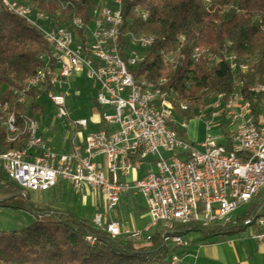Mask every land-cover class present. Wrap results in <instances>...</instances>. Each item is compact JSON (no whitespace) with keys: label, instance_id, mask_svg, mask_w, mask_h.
I'll return each mask as SVG.
<instances>
[{"label":"built area","instance_id":"obj_1","mask_svg":"<svg viewBox=\"0 0 264 264\" xmlns=\"http://www.w3.org/2000/svg\"><path fill=\"white\" fill-rule=\"evenodd\" d=\"M124 2L95 0L88 22H76L72 17L65 26L56 23L51 14L50 18L35 16L28 4L3 0L2 6L37 25L53 49L51 57H42L45 67L14 86L23 88V95H16L15 103L25 104L32 91L50 87L49 98L57 107L58 117L68 118L66 106L71 94L68 90L56 93L55 88L70 87L71 77L84 75L97 85V106L113 114L104 117V129L89 133L81 143L74 141L71 152L58 154L40 135L36 118L23 115L20 126L15 112L4 113L0 120L8 143H15L10 142L15 129H22L26 136L28 127H35L36 138L34 142L25 141L24 149L0 154V175L27 181L30 191L37 194L67 182L78 193L90 190L103 196L106 212L96 213L93 224L107 229L113 238L126 235L147 242L159 231L163 244L164 238H171L174 247L165 245L170 249L190 247L179 226H236L238 212L246 209L247 192L256 191L258 197L264 193L259 191L264 181V106L256 109L248 97L264 94V87L250 86L247 93L236 89L229 96L216 94L214 99L202 102L209 104V111L200 107L193 118L187 119L184 112L189 107L174 92L168 78L165 85L155 86L154 81L136 76L146 59L145 51L155 39L131 34V41L122 47ZM224 58L233 72L242 71L238 60L230 61L227 54ZM215 59L213 55L211 63ZM147 87L158 88V96H147ZM177 116L182 119L180 125ZM225 118L231 124L226 125ZM193 119L206 125L207 135L199 147L181 135L189 127L187 120ZM75 126L86 128L88 121L81 119ZM139 172L144 174L133 177ZM126 194L145 198L151 219L146 228L130 231L114 219L113 212ZM260 213H264V198L244 226L251 227L252 238L262 244L264 222L252 223V216ZM170 264H182L176 251Z\"/></svg>","mask_w":264,"mask_h":264},{"label":"trees","instance_id":"obj_2","mask_svg":"<svg viewBox=\"0 0 264 264\" xmlns=\"http://www.w3.org/2000/svg\"><path fill=\"white\" fill-rule=\"evenodd\" d=\"M17 1H28L56 19L59 12L57 23L65 26L72 17L88 22L95 4V0ZM2 3L0 0V119L3 106L9 103L21 126V116L36 118L42 110L38 97L51 88L35 89L22 105L12 100L11 89L45 67L42 57H51L53 49L37 28L4 9ZM229 8L230 14L226 12ZM131 34L155 39L145 51L146 59L136 76L155 83L168 78L189 107L184 112L187 119L193 118L207 97L217 93L229 96L236 89L247 93L250 86L264 84V0H125L122 47L131 41ZM232 53L238 63L248 66L246 72L230 69L224 55ZM213 55L216 59L211 63L209 56ZM49 65L54 63L50 61ZM248 97L256 109L263 108L264 94ZM25 141L22 135L15 143H8L0 120V154L24 149ZM0 194L6 198L0 200V208L29 211L36 217L23 229L0 231V264H170L176 251L163 244L159 231L147 242L126 235L113 238L106 229H98L93 219L75 211H58L54 204L36 205L30 193L4 175H0ZM263 198L264 193L257 203L238 212L236 226L203 228L192 224L178 229L185 235L200 233L204 241L235 235L248 227L244 222ZM89 237L96 240L91 242Z\"/></svg>","mask_w":264,"mask_h":264},{"label":"rangeland","instance_id":"obj_3","mask_svg":"<svg viewBox=\"0 0 264 264\" xmlns=\"http://www.w3.org/2000/svg\"><path fill=\"white\" fill-rule=\"evenodd\" d=\"M22 3L32 6L28 1ZM32 7L40 10L34 6ZM231 11V8H229L226 12L230 14ZM68 24L66 23V25ZM211 60L212 58H210V62ZM66 90L71 94L67 98L66 109L69 113L68 118L60 119L58 117L57 107L45 91H42L37 100L38 104L42 107V110L36 114V119L40 125L39 133L47 146L58 154L70 151L72 141L75 137L78 136L79 141H82L87 134L104 129L106 127L104 117L113 114L111 110L97 106L95 101L97 85L89 81L85 76L84 78L78 79L76 84H71L70 87L60 88L57 86L55 88L56 93L61 94H64ZM81 119H86L89 125L86 128L76 130L75 123ZM177 122L179 125L182 123V119L178 116ZM187 122L189 127L185 136L190 143H195L199 147L207 135L205 122L197 119L187 120ZM224 122L226 125L231 124L229 118H225ZM28 193L31 194V201L36 205L54 204V209L58 211H75L83 218L90 220L94 219L96 213L106 212V200L103 196L90 190L85 191L84 194L78 193L67 182H60L56 189L45 192L44 194H37V192ZM5 199L0 194V200ZM146 205V200L142 195L126 194L122 196L120 205L113 212V216L122 220L132 230H137V228L145 227L149 222V216L145 212ZM35 221V215L29 211L0 208V231L20 230L33 224ZM252 235V228L246 227L242 232L231 236H223V238L236 236L247 239L252 238ZM198 236H200V233H189L184 235V240L192 243L193 239ZM169 247L173 248L174 246L170 244ZM189 248H177L176 253L181 255L180 252L188 250Z\"/></svg>","mask_w":264,"mask_h":264},{"label":"crops","instance_id":"obj_4","mask_svg":"<svg viewBox=\"0 0 264 264\" xmlns=\"http://www.w3.org/2000/svg\"><path fill=\"white\" fill-rule=\"evenodd\" d=\"M81 78H84V75H75L71 77L70 82L72 85H74L77 83V80ZM80 128L83 127L76 128V130ZM74 141L79 143L82 142L79 141L78 136L75 137L72 141L70 151L61 154H67L71 152ZM143 174V172L135 173L133 177H138ZM145 212L149 216V222L145 227L140 229L137 228V230L146 228L151 221L147 210V205ZM114 219L120 222L125 227V229L136 231V229L132 230L129 228L124 222H122V220L115 217ZM202 239V234H200V236L193 239V242L191 243V246L188 250L180 252L182 264H264V243L260 244L253 238L243 239L236 236L223 238V236H220L211 238L207 241Z\"/></svg>","mask_w":264,"mask_h":264},{"label":"bare ground","instance_id":"obj_5","mask_svg":"<svg viewBox=\"0 0 264 264\" xmlns=\"http://www.w3.org/2000/svg\"><path fill=\"white\" fill-rule=\"evenodd\" d=\"M124 7H125V2L123 3V7L121 10V18H123V20H124ZM3 8L15 14V11L10 9L7 6H3ZM34 15L38 16L40 18H50V13H47L45 11H40L37 9H34ZM143 17L146 19L147 14L143 13ZM76 22H83V19L81 17H76ZM28 23L31 24L30 22H28ZM32 26L39 30V27L37 25H32ZM40 33L42 34L43 39L49 44V41L47 39V35L45 33H43L42 31H40ZM146 38L147 39H154L151 36H146ZM210 58H212V56L209 57V60H210ZM227 58H229L230 61H237L236 55L234 53L228 54ZM238 68L242 69L243 72H246L248 70V66L246 64L238 63ZM165 84H166V79H161L158 83H155V86H163ZM255 86L264 87V84H257ZM11 91H12V100L14 102H16V95H23V88L12 87ZM174 92L177 94V92L175 90H174ZM217 94H219V93H217ZM147 96H158V88L147 87ZM177 96H179V95L177 94ZM214 96H216V94H214L211 97H207L206 99H214ZM185 105H187V104H185ZM187 107H188V105H187ZM201 111H209V104H202L201 105ZM3 112L4 113H11V111L9 110V103H6L3 106ZM20 136L22 137V129H15V133L10 135V142H16ZM35 138H36V128L35 127H28L27 132H26V141L27 142H34ZM13 181L18 183L27 192H36V191H30V185L27 184V181H24V180H13ZM259 191H264V181L259 184ZM257 200H258V193H256V191H248L246 194L245 208H247L249 205H251L252 202L255 203ZM261 222H264V213H260L259 215L252 216V223H261ZM170 244H171V238H164V245H170Z\"/></svg>","mask_w":264,"mask_h":264}]
</instances>
